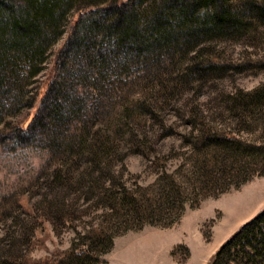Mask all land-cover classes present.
<instances>
[{"label": "rangeland", "instance_id": "1", "mask_svg": "<svg viewBox=\"0 0 264 264\" xmlns=\"http://www.w3.org/2000/svg\"><path fill=\"white\" fill-rule=\"evenodd\" d=\"M236 1L240 8L243 0ZM77 11H70L68 20H74ZM64 29L49 48L43 69L31 78L34 105L14 114L12 121L27 124L37 111L55 75L56 56L68 27ZM251 32L214 38L203 51L188 57L177 49L153 54L155 46L146 48L152 52L142 63L132 61L133 56H118L116 64L95 80L96 89L80 92L78 87L84 84L80 79L72 82L85 113L63 134L23 145L0 138V264L22 256L27 240L32 244L29 257L42 261L69 248L80 231L106 222L105 209L91 196L92 188L85 192L62 187L68 168L79 171L80 159L94 155L90 149L115 147V158L106 157L104 162L113 163L116 182L135 187L189 159V135L204 127L189 119L205 118L217 129L261 138L260 128H250L255 124L251 114L242 105L229 103L233 93L264 85V24ZM122 100L129 105L128 114L120 111ZM120 117L128 126L123 124L127 132L118 136L113 125L121 122ZM135 133L143 136L148 155L140 151ZM66 197L71 205L61 202ZM262 207L264 175L255 174L238 187L206 196L198 205L187 202L182 216L169 226L145 224L117 235L100 264H210L220 245ZM66 208H71L70 220L63 218Z\"/></svg>", "mask_w": 264, "mask_h": 264}, {"label": "trees", "instance_id": "2", "mask_svg": "<svg viewBox=\"0 0 264 264\" xmlns=\"http://www.w3.org/2000/svg\"><path fill=\"white\" fill-rule=\"evenodd\" d=\"M238 7L236 0H0V138L23 145L63 134L85 113L72 82L80 79L84 84L78 87L80 92L96 89L93 83L116 64L118 56H133L130 59L138 64L152 51L177 49L188 57L190 52L203 51L214 38L240 36L264 24V0H243L242 8ZM74 9L77 17L68 20ZM66 26L55 75L37 111L27 124L12 121L14 114L34 105L31 78L43 69L49 48ZM149 46L154 50H147ZM229 103L242 105L251 114L255 124L250 128H260L261 138L217 129L205 118L189 119L204 125L203 131L189 135V159L174 170L164 169L153 182L135 187L116 182L113 163L105 164L104 158H115V147L90 149L94 155L80 159L79 171L68 168L62 187L85 192L92 188L91 196L105 209L106 222L80 231L69 248L42 261L29 257L32 244L27 240L22 256L1 262L100 264L117 235L145 224L169 226L182 216L187 202L198 205L206 196L238 187L255 174L264 175V85L233 93ZM125 104L122 100L120 111L127 113ZM120 118L113 125L118 136L127 132ZM134 136L141 141L140 151L148 155L143 136ZM101 176L106 179L103 183L96 180ZM68 201L66 197L61 202L71 205ZM71 214V208H66L63 218L70 220ZM210 264H264V207L220 245Z\"/></svg>", "mask_w": 264, "mask_h": 264}, {"label": "crops", "instance_id": "3", "mask_svg": "<svg viewBox=\"0 0 264 264\" xmlns=\"http://www.w3.org/2000/svg\"><path fill=\"white\" fill-rule=\"evenodd\" d=\"M112 249H113V248H112ZM112 249H111V250H112ZM111 250H110V251H111ZM110 251H109V252H110Z\"/></svg>", "mask_w": 264, "mask_h": 264}]
</instances>
